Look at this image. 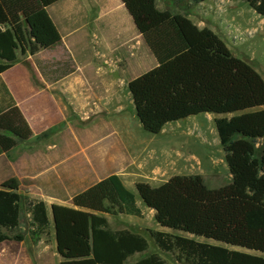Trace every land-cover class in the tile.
Wrapping results in <instances>:
<instances>
[{
  "label": "trees",
  "instance_id": "trees-1",
  "mask_svg": "<svg viewBox=\"0 0 264 264\" xmlns=\"http://www.w3.org/2000/svg\"><path fill=\"white\" fill-rule=\"evenodd\" d=\"M62 0H0V156L32 138L1 75L17 62V54L34 56L61 46V37L47 10ZM156 62V67L127 85L136 119L144 133L157 136L165 126L201 115L230 117L215 121V129L231 177L227 186L211 190L199 176L173 177L159 187L135 184L128 190L110 176L86 191L46 196L90 214L91 257L60 264H125L148 251L145 238L128 231L111 232L101 217L142 219L137 203L154 213L160 230H147L163 254L184 264H264V81L248 64L232 56L210 30L186 16L161 12L159 0H119ZM208 0H190L193 6ZM242 2L264 19V0ZM37 68L49 82L74 74L69 56ZM46 137L42 135L41 138ZM261 143L260 153L257 145ZM29 215L28 237L50 244L46 205L22 196L19 184H0V245L21 222V207ZM25 235L16 233L15 242ZM136 264H167L152 254Z\"/></svg>",
  "mask_w": 264,
  "mask_h": 264
},
{
  "label": "crops",
  "instance_id": "crops-1",
  "mask_svg": "<svg viewBox=\"0 0 264 264\" xmlns=\"http://www.w3.org/2000/svg\"><path fill=\"white\" fill-rule=\"evenodd\" d=\"M160 1L157 9L166 12ZM209 2L213 6L223 4L229 9L239 6L243 12L249 10L255 14L242 2L208 0L193 6L187 0L186 6L199 10L204 6L211 7V4L207 5ZM91 9L94 11L88 16ZM47 13L61 37V46L49 52L39 51L34 56L17 54L13 68L1 75L32 138L1 154L0 184L14 179L28 198L43 202L51 233L57 240L51 246L43 238L33 244L27 236L23 242L6 241L0 245V264H60L91 257L90 232L76 243L62 224L65 218L73 219L71 211L64 207L68 203L46 196L43 191L54 193L57 189L71 196L110 176L119 177V166H115V161L120 158V147H117L118 142L116 147L107 146V140L115 133H108L110 129L104 131L102 121L106 119V112L110 115L112 109L103 105L118 102L119 78L114 80V76L142 71L139 77L148 72L146 65L154 62V67H150H156L119 0H62L48 8ZM186 17L191 21L189 16ZM63 54L73 63L74 74L55 83L45 80L37 64L56 62L53 58ZM82 59L86 60L85 64L79 63ZM97 89L100 91L96 92ZM45 134L46 137L39 138ZM0 136L14 139L7 132L0 131ZM78 185L90 186L76 192ZM65 212L69 213L68 217ZM136 235L145 238V235ZM88 240L89 247L85 244L87 248L82 250V241ZM52 248L57 249L58 258L54 251L51 252ZM147 252L135 254L125 264H136L152 255ZM154 254L162 258L161 252ZM131 259L133 261L128 263Z\"/></svg>",
  "mask_w": 264,
  "mask_h": 264
},
{
  "label": "rangeland",
  "instance_id": "rangeland-1",
  "mask_svg": "<svg viewBox=\"0 0 264 264\" xmlns=\"http://www.w3.org/2000/svg\"><path fill=\"white\" fill-rule=\"evenodd\" d=\"M213 1V0H212ZM161 0L160 6L167 12H178L184 16H189L191 22L200 29L206 28L214 33L227 47L233 57L248 64L264 81V19L252 14L249 10L239 9V6L226 8L223 4L211 7L204 6L199 10L186 6L187 0ZM234 8V9H233ZM237 9V10H235ZM92 12L88 13L91 16ZM64 59L65 54L57 55L53 61ZM81 58V57H80ZM79 59V58H78ZM77 59V60H78ZM79 63L85 64L86 60ZM152 65H146L145 71H149ZM143 71V72H145ZM142 71H134L130 74L114 76L118 80L119 91L117 103L104 104L103 107L112 109V113L106 112V119H102L104 131L108 133L114 131V136L107 140L108 147H117L119 150V159L115 161V166H119V178L124 186L135 193V184L146 183L154 188L166 183L173 177L199 176L203 179L207 188L214 190L227 186L231 182L228 173L224 153L220 146L218 135L215 129V121L230 117L200 116L197 118L169 124L164 127L157 136H150L143 132L139 125L130 94L127 89L128 83L137 77ZM89 82V81H88ZM93 82V81H90ZM57 94L59 90H57ZM97 89L96 92H99ZM116 100V99H113ZM109 115V116H108ZM261 143L257 145V151L260 153ZM90 185H78L76 192L82 191ZM19 193L28 197L26 192L21 189ZM137 203L144 213L142 219L125 218L124 216L103 215L107 221V229L111 232L128 231L135 234L145 235L149 244L147 255L159 253L153 241L149 238L147 230H160L155 224L154 213L144 208L136 197ZM71 211L73 220L82 224L87 236L90 232V214L72 208L69 204L64 206ZM76 214H75V213ZM69 213L65 212V217ZM29 215L26 206L21 207V222L16 233L24 234L28 237ZM5 233L13 241L16 235ZM47 245L52 244L57 239L55 235L50 238V244L45 237H42ZM90 242L82 241L81 249L87 248ZM57 249H51L57 256ZM162 259L167 264L178 263L175 256L163 254ZM56 261H58L56 259ZM133 261L131 259L128 263Z\"/></svg>",
  "mask_w": 264,
  "mask_h": 264
},
{
  "label": "bare ground",
  "instance_id": "bare-ground-1",
  "mask_svg": "<svg viewBox=\"0 0 264 264\" xmlns=\"http://www.w3.org/2000/svg\"><path fill=\"white\" fill-rule=\"evenodd\" d=\"M62 224L64 229L69 231L73 236V240L78 243L81 238L87 233L82 224L75 222L73 219H63Z\"/></svg>",
  "mask_w": 264,
  "mask_h": 264
}]
</instances>
